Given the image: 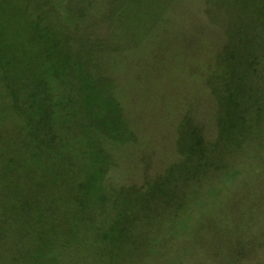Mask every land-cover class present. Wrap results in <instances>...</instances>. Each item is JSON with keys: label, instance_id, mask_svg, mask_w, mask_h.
I'll use <instances>...</instances> for the list:
<instances>
[{"label": "rangeland", "instance_id": "rangeland-1", "mask_svg": "<svg viewBox=\"0 0 264 264\" xmlns=\"http://www.w3.org/2000/svg\"><path fill=\"white\" fill-rule=\"evenodd\" d=\"M225 51L235 54V74L247 87L238 100L248 108L242 128L249 136L231 157L224 155L226 168L214 177L193 188L178 185L176 193H187L180 210L167 215L162 199L176 202L172 170L179 144L188 145L177 128L193 121L207 139L213 136L218 108L207 79ZM45 64L89 97L88 111L79 115L72 107L76 91L65 124L50 117ZM2 83L31 106H21L25 127L57 134L51 155L62 156V143L83 135L89 177L109 159L113 167L92 190L120 195L114 203L106 193L96 206L92 193L76 215L84 242L106 239L93 245L92 257L11 229L0 231V264H264V0H0ZM36 108H43L40 115ZM6 117L0 141L18 130ZM105 134L120 145L103 144ZM64 179L68 187L61 191L31 190L32 207L52 203L58 219L70 217L78 176ZM124 213L138 216L136 228ZM142 213L149 214L146 221Z\"/></svg>", "mask_w": 264, "mask_h": 264}, {"label": "trees", "instance_id": "trees-1", "mask_svg": "<svg viewBox=\"0 0 264 264\" xmlns=\"http://www.w3.org/2000/svg\"><path fill=\"white\" fill-rule=\"evenodd\" d=\"M235 54L225 51L221 55L217 63L211 66L207 84L213 99L218 108L215 120L214 134L209 139L204 136L202 129L193 121L182 123L177 128L179 140L188 138L187 147L183 148L181 144L178 146L179 159L174 164L176 178L172 179L174 189L172 197L176 202L171 203L167 199L164 200L162 206L165 208L167 215L171 213L170 209H174L173 213L180 210L187 189L184 192L176 193L177 187L187 185L193 188L194 185L201 184L204 179H211L220 170L226 168V163L231 153L235 149H240L242 143L247 140V130L242 128L248 120L246 112L248 108L241 107V101L238 100L240 94L247 89L244 81L235 71L236 63L234 61ZM46 63V61H45ZM255 64L257 61L255 60ZM50 76L48 80L51 92V100L47 101L50 108V117L53 116L56 123L65 124L64 121L71 110L72 97L77 91L76 88L68 86L60 79L58 68L52 69L48 64L44 66ZM222 69V76L215 75ZM241 78V79H240ZM50 81V82H49ZM68 88L69 91H64ZM2 89L6 92H2ZM80 90V88H79ZM77 91L78 99L73 103L76 106V112L82 114L83 108L88 111L89 97ZM46 99V98H45ZM256 110L261 109L262 103L254 104ZM21 106L31 107L27 101L20 96L16 88L8 91V85L2 83L0 88V120H6L9 113L16 121L18 128L11 138L2 139L0 141V231L15 230L29 235L42 243H54L67 251H82L91 256L93 245L102 247L106 243L105 237L98 238L95 244H87L80 236L82 235V227L78 229L74 221L79 209H83V205L91 202L90 195L93 193V203L99 206L108 199L106 193H113L114 203H119V193L117 191H109L106 188L98 189L94 192L93 187H98L104 183L106 169L113 167L111 162L106 161L104 168L96 171L95 177H89L85 171L88 160L83 157V135H78V139H70L69 144L62 143L63 155L52 154L54 139L57 134L53 132H44L25 127L28 124ZM42 109L36 108L38 115ZM20 118V119H19ZM19 119V123H18ZM186 117L183 120L187 121ZM190 120V119H189ZM187 125V126H185ZM185 126V127H184ZM65 127L60 133L64 132ZM16 129V128H15ZM7 131L1 132V134ZM47 136H49L47 138ZM106 136V137H105ZM103 144L107 146L120 145L114 142V138L105 134ZM184 137V138H183ZM237 141V142H236ZM116 143V144H114ZM16 146V147H15ZM227 156L223 162V157ZM97 163L99 160L96 161ZM22 164H26L23 166ZM85 171V172H84ZM74 173L78 176L79 196L74 203V209L71 216L61 220L58 219L52 211V206L45 209L33 208L28 193L31 190L45 187H55L61 191V188L68 187L65 184V173ZM174 175V176H175ZM173 176V177H174ZM16 183L20 184V189H16ZM157 202L158 197H151ZM63 200V199H62ZM161 201V200H160ZM141 208L148 210L149 205L143 204ZM170 210V211H168ZM95 208L92 213H96ZM91 214V211H90ZM155 214V213H154ZM165 213H158L155 216L162 218ZM129 221V228H136L139 222L138 216L129 213L123 214ZM148 213H142V219H148ZM143 221V222H144ZM92 242V241H91ZM82 243V244H81ZM84 243L87 246H84Z\"/></svg>", "mask_w": 264, "mask_h": 264}]
</instances>
